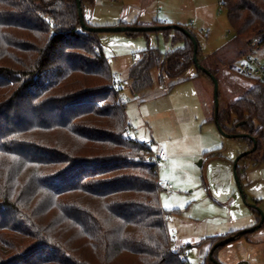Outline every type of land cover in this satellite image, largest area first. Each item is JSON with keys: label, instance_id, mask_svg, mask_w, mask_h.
I'll use <instances>...</instances> for the list:
<instances>
[{"label": "trees", "instance_id": "1", "mask_svg": "<svg viewBox=\"0 0 264 264\" xmlns=\"http://www.w3.org/2000/svg\"><path fill=\"white\" fill-rule=\"evenodd\" d=\"M93 1L81 0L87 27H98L86 16ZM221 4L237 36H252V50L264 46V0ZM170 30L183 47L141 52L129 71L135 97L153 86L156 68L170 89L194 66L192 78H211L195 63L191 38ZM98 36L82 27L77 0H0V264H190L191 244L174 249L167 220L174 211L161 204L152 143L131 136L123 89L112 87ZM201 56L199 44V65L219 81ZM250 80L217 117L214 108L212 121L230 135L249 134L257 143L253 150L242 137L249 155L264 161V80ZM237 174L241 185L239 164ZM236 233L203 239L204 264L218 261L222 246L214 247Z\"/></svg>", "mask_w": 264, "mask_h": 264}, {"label": "rangeland", "instance_id": "2", "mask_svg": "<svg viewBox=\"0 0 264 264\" xmlns=\"http://www.w3.org/2000/svg\"><path fill=\"white\" fill-rule=\"evenodd\" d=\"M85 6L88 21L98 27L122 26L121 21L136 19L141 24L168 19L175 23L170 25H178L182 17L200 44L202 60L217 71L221 111L253 86L250 79L235 71L244 55L253 51L252 36H237L221 0H94ZM98 38L112 74L119 75L128 122L138 130L140 139L152 143L153 150L164 148L167 152L168 162L158 163V173L160 180L173 185V189L163 187L160 199L165 210L174 211L167 217L174 244H191L187 254L190 264H204L208 242L199 244L203 239L233 231L250 220L254 223L258 214L253 206L264 212V161H259V155L241 158L240 189L234 163L250 151V142L225 136L210 121L215 108L214 83L207 76L192 78L197 74L196 66L171 89L168 85L173 81L164 75L160 82L161 71L156 68L152 71L153 86L139 97L132 94L129 71L143 50L151 46L166 54L183 47L182 42L174 41V31L137 35L110 31L100 32ZM255 53L262 57V52ZM200 161L204 165L200 166ZM246 240L243 236L221 247L218 261L209 259L207 264H250L253 254L257 263L251 260L252 264H264V256Z\"/></svg>", "mask_w": 264, "mask_h": 264}, {"label": "water", "instance_id": "3", "mask_svg": "<svg viewBox=\"0 0 264 264\" xmlns=\"http://www.w3.org/2000/svg\"><path fill=\"white\" fill-rule=\"evenodd\" d=\"M77 3H78V7H79V15H80V19H81V22H82V27L85 28L86 30H89V31H95V32H99V33L100 32H110V31H113V32H148V31H158V30H166V29H173V30L179 29V30L183 31L193 41V44H194V60H195L196 65L203 72H205L208 76H210L212 81H213V83H214V87H215V115H216V117L218 116V114H219V81H218L217 77L215 75H213L206 67L199 65V61H198L199 42L196 39V37L188 29H186L185 27L180 26V25H167V26H157V27L156 26L87 27L86 24H85V21H84V13H83V9H82L81 0H77ZM219 130L221 131L222 134H224L225 136H227L229 138L248 137V138H250L251 140L254 141V139L247 133L230 135V134L226 133L224 130H222L220 127H219ZM254 142H255V147H254L253 150H255L256 146H257L256 145L257 144L256 141H254ZM251 152H252V150H250L246 154L241 155L240 157H238L236 159V161L234 163V170H235V173H236V178H237V181H238L240 189H242V187L240 185L239 176L237 174V165H238L239 161L241 160V158L243 156H246L247 154H249ZM253 207L257 208V205L253 206ZM258 210L260 211V209H258ZM260 213L262 215V217H261V223H262L264 221V212L260 211ZM261 223L255 225L254 227H252L250 229L237 232L236 235L228 237L225 240H222L221 242L216 244V246L214 248H216L218 246H225V245L235 241L240 236H243V235H246L248 233L256 231L257 229L260 228Z\"/></svg>", "mask_w": 264, "mask_h": 264}, {"label": "built area", "instance_id": "4", "mask_svg": "<svg viewBox=\"0 0 264 264\" xmlns=\"http://www.w3.org/2000/svg\"><path fill=\"white\" fill-rule=\"evenodd\" d=\"M255 51L262 52V57L256 55ZM235 71L239 75L248 79L264 80V46H255L252 53L244 55L243 60L236 66ZM118 78L119 75L114 73V82L112 84L113 89L119 88ZM119 100L123 101L122 98ZM100 104L102 105V103ZM154 160L158 163H167L168 155L166 150L161 148L156 157H154ZM160 184L167 189H173V185L168 180H160ZM174 249L177 248L174 247Z\"/></svg>", "mask_w": 264, "mask_h": 264}, {"label": "crops", "instance_id": "5", "mask_svg": "<svg viewBox=\"0 0 264 264\" xmlns=\"http://www.w3.org/2000/svg\"><path fill=\"white\" fill-rule=\"evenodd\" d=\"M182 17L178 19V25L180 26H187L184 22L186 21H182ZM124 22V23H127V24H131V23H134V22H138V20H134V21H131L129 22L128 20L126 21H121V23ZM158 22H162V23H166L168 25L170 24H175V23H172L173 21H169L168 19L167 20H164V21H158ZM92 23V22H91ZM141 24V23H140ZM143 25H150L149 23H142ZM188 27V26H187ZM199 78V77H198ZM212 121V119L210 120ZM130 124V127H131V136L133 135V133L135 134V136H133L134 138H136L137 140L141 141V142H144V143H148L147 140H144V139H140L141 137H139L137 134V129H135L133 127V125L129 122ZM161 148H159L158 150H154V157H156L158 151L160 150ZM164 149V148H163ZM206 158V157H205ZM200 166L204 165V162L203 161H200ZM160 180V179H159ZM166 180V179H165ZM258 221V219H257ZM257 221H255L253 223V221L250 220V222L246 225H239L238 228L234 229L233 231H226V233H221V234H217L215 236H224V235H227V234H230V233H233V232H240V231H243V230H247L249 228H252L255 226V224L257 223ZM246 237V242L250 245L251 249H258L260 251V255L261 256H264V228L263 229H257L256 231L254 232H251V233H248L246 235H243ZM243 236H240V237H243ZM209 237V236H208ZM240 237H238L237 239H239ZM175 245V244H174ZM207 254L209 253V250H210V243L208 242L207 243ZM176 248H179L181 246H177L175 245ZM223 247V246H222ZM189 252V251H188ZM207 258V257H206ZM187 259L189 260L188 258V255H187ZM206 260V259H205ZM251 260H255V257H254V254L250 256V259H249V263L252 264V261ZM248 261V259H247ZM256 261V260H255ZM190 262V261H189ZM257 263V261H256Z\"/></svg>", "mask_w": 264, "mask_h": 264}, {"label": "snow or ice", "instance_id": "6", "mask_svg": "<svg viewBox=\"0 0 264 264\" xmlns=\"http://www.w3.org/2000/svg\"><path fill=\"white\" fill-rule=\"evenodd\" d=\"M165 207H168L169 205L167 204V203H165V205H164Z\"/></svg>", "mask_w": 264, "mask_h": 264}]
</instances>
